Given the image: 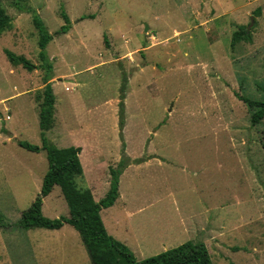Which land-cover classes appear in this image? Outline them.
<instances>
[{"label":"rangeland","instance_id":"1","mask_svg":"<svg viewBox=\"0 0 264 264\" xmlns=\"http://www.w3.org/2000/svg\"><path fill=\"white\" fill-rule=\"evenodd\" d=\"M1 3L13 20L0 34V213L7 223L31 206L48 170L46 151L18 144L42 146L37 97L45 70L13 66L4 52L42 65L29 10L53 36L47 54L56 111L47 139L81 148L85 175L77 182L96 198L109 190L110 169L127 165L120 187L135 228L123 238L135 257L193 241L206 245L213 264H264L262 125L252 126L240 99H264V0ZM244 29L252 42L233 47ZM122 199L102 212L105 223L122 213ZM43 213L69 216L60 187L44 199ZM0 264L92 262L79 232L65 224L59 231L0 228Z\"/></svg>","mask_w":264,"mask_h":264},{"label":"trees","instance_id":"2","mask_svg":"<svg viewBox=\"0 0 264 264\" xmlns=\"http://www.w3.org/2000/svg\"><path fill=\"white\" fill-rule=\"evenodd\" d=\"M32 19L39 33V58L41 66H36L28 58L5 49V55L13 66H22L29 72L34 69L45 70L44 88L37 99L40 101L39 121L42 146L27 141H18L20 147L28 151H46L48 170L43 178L40 193L31 206L22 212L14 223H7L0 213V228L3 230H29L44 228L50 230L61 229L65 224L73 226L80 234L92 264H213L211 255L203 242L188 241L177 247L168 249L160 254L139 261L134 253L122 242L112 237L103 222L101 212L112 207L120 196V175L126 168L122 161L117 168H111L110 188L107 194L96 201L91 189L80 187L77 180L84 178V170L80 159L81 148L70 146L58 148L46 136L55 122L56 98L51 85L53 65L47 54V47L53 40L41 17L34 11ZM260 11H256L259 14ZM65 21L68 16L63 12ZM12 18L0 0V34L12 28ZM252 42V36L245 29L233 35L231 45L234 47L240 41ZM240 99L246 104L253 127L262 125L259 129L261 146L264 149V99L253 100L245 96ZM124 120L120 121V128L124 127ZM83 154V153H82ZM60 187L63 197L69 207V216L50 219L42 211L43 200L54 189Z\"/></svg>","mask_w":264,"mask_h":264},{"label":"crops","instance_id":"3","mask_svg":"<svg viewBox=\"0 0 264 264\" xmlns=\"http://www.w3.org/2000/svg\"><path fill=\"white\" fill-rule=\"evenodd\" d=\"M52 82V81H51ZM82 152V151H81ZM82 163V162H81ZM100 165V164H99ZM83 166V165H82ZM130 170L129 169H124L123 170V172H122V174L120 175V184H121V181H122V177L123 176H125L126 175V173L128 174V172H129ZM85 175V174H84ZM56 187V186H55ZM54 187V188H55ZM109 188H110V182H109ZM54 190V189H53ZM91 191H92V193H93V196H94V198H95V200L96 201H99L100 199H102V198H96V196H95V192L91 189ZM109 191V190H108ZM119 192H120V196H119V198H118V200H121L122 199V193H121V187L119 186ZM52 193V192H51ZM50 193V194H51ZM49 194V195H50ZM107 194V193H106ZM48 195V196H49ZM47 196V197H48ZM47 197H45V198H47ZM44 198V199H45ZM122 200H124L123 201V203H122V213L120 214L119 213V215H118V217H115L114 216V214L112 215H110L109 217H111V218H109L110 220H109V223L107 224V223H105L104 221V225H105V227H106V229H107V231H108V233L112 236V237H114L116 240H118V241H120V242H122L123 244H125L133 253H134V255H135V252L133 251V249L130 247V244H129V242L127 241V239H125V238H123V237H128V234L130 235V234H132V232L134 231V228H135V225H134V228H132V226H133V224H132V222H133V217L135 216L134 215V212H129L128 211V209H127V198L125 197H123V199ZM43 205H44V200H43ZM42 211H43V206H42ZM104 211V210H103ZM102 211V212H103ZM102 212H101V216H102ZM22 214V213H21ZM21 214H19L18 213V217H17V219L18 218H20V216H21ZM44 214V213H43ZM65 226V225H64ZM64 226L61 228V229H63L64 228ZM42 229V228H41ZM61 229H58V230H55V231H59V230H61ZM109 229H111L112 231H113V233H111L110 232V230ZM48 230H50V229H48ZM123 231L125 232V234L123 235ZM34 240L39 244V246H40V242L38 241V239L37 238H34ZM127 244H129V245H127ZM38 248H40V247H38ZM83 258H84V255H83ZM85 259V258H84Z\"/></svg>","mask_w":264,"mask_h":264},{"label":"water","instance_id":"4","mask_svg":"<svg viewBox=\"0 0 264 264\" xmlns=\"http://www.w3.org/2000/svg\"><path fill=\"white\" fill-rule=\"evenodd\" d=\"M251 24L253 25V23H254V18L253 17H251Z\"/></svg>","mask_w":264,"mask_h":264}]
</instances>
